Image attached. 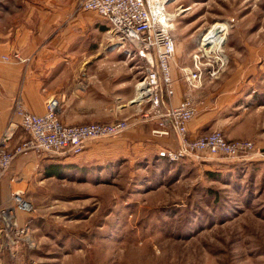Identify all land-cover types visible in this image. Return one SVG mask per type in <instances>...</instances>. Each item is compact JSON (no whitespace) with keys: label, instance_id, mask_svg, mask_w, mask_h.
<instances>
[{"label":"rangeland","instance_id":"374dc122","mask_svg":"<svg viewBox=\"0 0 264 264\" xmlns=\"http://www.w3.org/2000/svg\"><path fill=\"white\" fill-rule=\"evenodd\" d=\"M167 10L182 44L172 62L177 72L192 68L202 34L224 33L223 71L215 78L202 72L201 80L232 87L237 97L223 113L245 105L249 119L240 129L255 144L264 141V0H168ZM103 26L91 47L120 48ZM133 65L137 83L144 64ZM127 161L119 156L97 166L103 170L89 166L90 175L55 173L18 185L14 191L33 208L15 212L28 231L13 253L1 242L0 256L8 264H264L263 149L256 146L247 162L207 153L173 166Z\"/></svg>","mask_w":264,"mask_h":264},{"label":"crops","instance_id":"0c3cea01","mask_svg":"<svg viewBox=\"0 0 264 264\" xmlns=\"http://www.w3.org/2000/svg\"><path fill=\"white\" fill-rule=\"evenodd\" d=\"M99 25H104L102 30L107 32L104 18L83 10L79 0H0V139L4 134L8 136V149L26 137L19 118L12 115L13 102L18 97L33 114H43L46 100L56 97L59 118L66 124L123 118L132 121L117 136L88 142L78 155L30 152L17 156L0 179V207L11 205L10 197L18 185H32L55 173L90 175L89 166H104L119 156L128 161L150 162L161 149L178 147L174 132H153L158 128L157 122L142 116L147 105L132 103L138 78L133 64H138L139 58L126 57L121 48L91 47ZM174 39L176 51H180L182 44ZM185 39L195 44L194 38ZM14 52L29 60L12 63L1 59ZM176 54L170 62L174 94L166 101L172 105L186 97L194 101L197 113L187 125V136L196 138L221 130L228 140L248 139L249 135L240 129L249 119L244 112L246 106L238 103L234 106L236 112L223 113L237 97L232 87L226 89L223 81L209 86L203 79L191 87L184 72L186 67H179L180 72L172 67L176 56H180ZM241 71L237 67L234 73ZM73 87L79 92L71 91ZM256 146L264 150V141ZM16 220L20 222L23 216L17 214ZM2 241L0 218V246ZM7 261L0 256V264H8Z\"/></svg>","mask_w":264,"mask_h":264},{"label":"built area","instance_id":"2783aa9c","mask_svg":"<svg viewBox=\"0 0 264 264\" xmlns=\"http://www.w3.org/2000/svg\"><path fill=\"white\" fill-rule=\"evenodd\" d=\"M168 0H79L83 10L94 11L104 18L113 34L110 40L124 49L130 58L138 57L143 62L144 76L135 85L136 94L132 103L139 107L147 105L143 117L155 120L158 128L155 134H176L178 147L161 149L157 155L169 161L207 153L233 160H248L256 153V144L249 139L228 140L219 130L189 138L187 125L197 113V107L190 97L177 105L166 101L174 94L170 62L176 51L172 34L173 23L167 10ZM210 29L200 36L198 47L192 53V68H184L191 87L201 80L202 72L216 77L223 71L225 57L222 52L224 33L218 31L210 36ZM3 61L25 63L29 60L19 52L2 55ZM12 115L19 118L24 137L12 149L7 148V135L0 139V179L19 155L33 152L48 155H78L87 143L102 137L117 136L126 131L132 121L128 118L112 122H88L66 124L59 118V101L50 97L45 103L43 114L27 111L18 97L12 106ZM260 154V153H257ZM262 155V154H261ZM14 207L0 209L1 234L5 248L15 252L20 241L27 234L28 225L18 226L16 211L30 213L33 208L24 201L20 193L13 191Z\"/></svg>","mask_w":264,"mask_h":264},{"label":"trees","instance_id":"16d2710c","mask_svg":"<svg viewBox=\"0 0 264 264\" xmlns=\"http://www.w3.org/2000/svg\"><path fill=\"white\" fill-rule=\"evenodd\" d=\"M182 160H184V158H182V159H180V160H178V161H169V160H167L166 158H163V157H160V156H156V157H154V158H152V160L150 161V162H147V160H145L144 162H141V163H143V165H145V166H148V164L149 165H151V164H159V165H162V166H173L174 164H176V163H179V162H181ZM239 161H241V160H239ZM244 161H246V160H243V162ZM247 162V161H246ZM249 162V161H248ZM241 164H243V163H241ZM153 166H155V165H153ZM97 170L98 169H103V168H101V167H95ZM91 169V171L94 169L93 167H91L90 168Z\"/></svg>","mask_w":264,"mask_h":264},{"label":"bare ground","instance_id":"6f19581e","mask_svg":"<svg viewBox=\"0 0 264 264\" xmlns=\"http://www.w3.org/2000/svg\"><path fill=\"white\" fill-rule=\"evenodd\" d=\"M216 27H220V26H216ZM216 27H215V28H216ZM212 33H213V32H212ZM212 33H211V34H207V36H208V35H212ZM213 34H214V33H213Z\"/></svg>","mask_w":264,"mask_h":264}]
</instances>
